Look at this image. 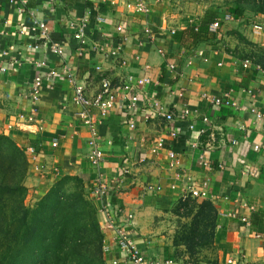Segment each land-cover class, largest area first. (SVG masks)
<instances>
[{
    "label": "crops",
    "instance_id": "crops-1",
    "mask_svg": "<svg viewBox=\"0 0 264 264\" xmlns=\"http://www.w3.org/2000/svg\"><path fill=\"white\" fill-rule=\"evenodd\" d=\"M18 1L21 4L13 6L9 0H0V130L21 148L40 142L46 165L60 168L61 176L83 180L85 192L98 210L106 263L127 264L123 252L113 245V232L107 228V214L118 206L122 208L121 222H126L130 214L134 216L129 231L145 257L192 264L187 256L176 253L172 232L165 230V221L173 216L171 211L176 201L184 198V180L190 178L198 183L207 181L212 196L228 198L211 200L217 211L215 254L197 264H227L228 260H233V264H264V241L255 237L264 236V150H254L256 145L264 146V75L256 65L230 50L221 34L209 30L217 19L207 6H202L204 2L200 7L189 3L191 0H147L150 12L142 15L127 9V2L132 0ZM98 14L106 21L99 29H92L88 52L78 57L77 44L72 39L76 22ZM34 20L46 23L52 38L65 50V62L91 93L98 89L102 74L111 78L116 87L125 74L134 77L146 74L151 79L145 91L149 98L158 100L161 111L149 109L147 102H142L136 129L127 126L120 105L104 118L99 126L100 147L105 156L100 171L87 159L89 130L78 124V108L71 100L73 87L63 79L54 87L44 80L39 103V116L44 121L41 132L21 129V121L15 127H8L16 124L17 115L30 108L26 93L39 72L29 63L47 61L56 68L62 63L51 52L30 47L34 41ZM119 24L125 26L127 36L121 54L123 66L118 61H105L91 50L94 43L118 37L115 27ZM20 26L25 27L24 37L18 34ZM146 29L152 33H144ZM10 64L6 72L1 71ZM168 64L175 69L169 70ZM146 65L150 68L144 69ZM96 67L102 68L103 73H98ZM45 71L40 69L41 73ZM180 92L182 98L178 96ZM225 93L234 96L239 109L217 106L202 98L206 94L220 97ZM252 107L261 111L263 119L251 114ZM184 108L191 110L190 119H198L194 130L188 129L187 121L171 124L164 117ZM148 113L150 119L146 117ZM203 117H208L211 125L200 136ZM173 124L182 134L176 140L167 135ZM159 138L166 140L167 147L154 155L150 149ZM53 141H58L56 149L51 147ZM202 151L222 164L224 170L201 167ZM169 152L179 159L175 169L169 168L166 156ZM25 157L24 184L30 195L40 198L50 184L31 172L32 163L27 154ZM141 159L145 161L140 162ZM243 162L257 169L259 176L243 174ZM124 168L130 173L125 175ZM99 172L108 182H116L117 187L105 198L96 200L93 189ZM149 185H159L162 191L151 194L145 190ZM172 185L176 188L172 189ZM245 203L247 206L242 207ZM249 206L256 211L249 210ZM231 213L246 217L249 227L244 231L239 219L229 216ZM156 214L161 216L157 228Z\"/></svg>",
    "mask_w": 264,
    "mask_h": 264
},
{
    "label": "built area",
    "instance_id": "built-area-1",
    "mask_svg": "<svg viewBox=\"0 0 264 264\" xmlns=\"http://www.w3.org/2000/svg\"><path fill=\"white\" fill-rule=\"evenodd\" d=\"M90 1V0H87ZM9 3L13 6L21 4L18 0H9ZM112 4H114L112 2ZM126 7L132 14H142L146 15L150 12V8L147 0H132L128 1ZM234 19L232 14L224 15L220 20L214 21L209 30L213 33H216L219 27L223 23L230 22ZM106 21L105 17L101 14L96 15L94 18L83 17L79 22H76L77 26L75 27V31L73 33L72 39L76 42L77 46L75 49V53L78 57L85 56L88 52V46L91 43V32L94 28H100L102 24ZM34 41L32 47L37 51H49L52 55L57 56L61 59L62 63L59 68L53 67L49 62L44 61H34L30 62V66L38 71L36 78L30 83L26 96L30 100V108L28 112H23L19 115V121H21L23 127L21 129L26 130L31 133H39L44 129V121L39 116V103L42 97L44 80H48L50 86L54 87L57 85L61 79L69 82L73 87L72 93V103L78 108V112L76 113V120L78 124L85 126L89 130L90 137L88 139V160L89 162L100 171L101 166L104 163L105 156L100 147L101 143V134L99 131V126L101 121L108 117V115L118 106L120 105L123 116L126 119L127 126L130 129H136V121L138 115L141 110L142 102H147L146 107L149 109L159 110L161 111L158 100L153 97L149 98L148 93L145 91L146 87L151 84V79L148 75H143L141 77H134L130 74L123 75L120 80L118 86H114L113 81L107 75L102 74V68L96 67L98 73H101V78L99 81V87L94 92L91 93L89 91L88 85L85 83H81L80 80L75 75L74 71L68 66L65 62L64 57L65 50L63 46L59 42H56L52 36L49 27L45 22L34 20ZM75 26L74 24H72ZM254 31L262 32L263 25L260 23H256L254 26ZM18 34L21 37L26 35L25 27L20 26L18 29ZM115 32L119 34L118 37L110 38L104 43H94L91 46V50L100 54L105 61H116L119 62L121 66L124 65V61L122 60L121 54L123 51V45L127 40V36L125 35V26L123 24H119L115 27ZM174 33L173 31H171ZM146 34H151V30L146 29L144 31ZM164 55V54H161ZM122 60V61H121ZM248 63V61L246 62ZM169 70H174L175 66L172 64L167 65ZM11 68V64L1 68L2 72H6L7 69ZM45 68V72H40V69ZM148 65L145 66L144 69H149ZM120 89V91H119ZM246 92V91H244ZM248 93H251L250 90H247ZM180 98L183 97V93L180 92L178 95ZM202 98L205 101L210 102L211 104L217 106H226L230 108L239 109L240 105L237 100L234 99V96L231 93H225L220 97H213L210 95H203ZM64 107V106H63ZM251 114H253L256 119H263V114L261 111L257 110L255 107L250 109ZM191 110L188 108H184L176 114L168 113L165 114L164 117L167 122L173 123L174 121H187V127L189 130H194L196 122L198 119H190ZM147 119L151 118V114H147ZM200 121L204 125L201 130H199L198 134L204 135L207 130L210 128L211 122L208 117L200 118ZM34 130V131H33ZM167 135L170 139L176 140L181 138V131L177 126L170 125L167 131ZM235 142V140L233 141ZM192 147H195V144H191ZM51 147L56 149L58 147V141H53L51 143ZM166 146V140L163 138H159L155 143L151 146V153L157 155L163 150ZM263 149L264 146L256 145L254 146L255 151H259ZM25 152L28 153L31 165V171L42 181H52L53 178L59 175V168L52 166L49 167L45 164L43 159V150L41 144L33 145L28 144L24 149ZM167 159L169 162V168L175 169L178 165L179 159L177 155L173 152L167 153ZM144 159H141L140 162H144ZM199 163L203 168H212L217 170H224V166L222 164L214 162L206 151H202L199 156ZM242 173L251 177H258L259 172L253 166L242 163ZM125 175L129 174V169L125 168L123 170ZM179 178L180 175H177ZM180 179V178H179ZM117 183L108 182L103 175L99 172V175L95 181L94 189H93V198L95 199H103L106 194L110 193L112 189L115 187ZM172 189H175L176 186L172 185ZM209 183L207 181L195 182L190 178L184 180V191L190 198H202L205 200L209 199H219V200H228L227 197L221 198L220 196H212V194L208 191ZM146 191L151 194H159L162 191V187L159 185H149L146 188ZM247 204H243L242 207H246ZM249 210L255 212V207H250ZM112 212V213H110ZM107 214V228L113 231V241L116 247L122 251L126 257V261L129 264H173V260H163L161 261L159 258H148L145 257L138 246H136L135 241L133 240L131 233L129 231V227L132 226L134 216L128 215V219L126 222H121V208L118 206L113 211H110ZM230 217L238 218L242 224V229L245 231L249 225V220L244 216H239L236 213L229 214ZM256 238L264 241V236L261 234H256ZM227 264H233L232 260H228Z\"/></svg>",
    "mask_w": 264,
    "mask_h": 264
},
{
    "label": "trees",
    "instance_id": "trees-1",
    "mask_svg": "<svg viewBox=\"0 0 264 264\" xmlns=\"http://www.w3.org/2000/svg\"><path fill=\"white\" fill-rule=\"evenodd\" d=\"M258 1L264 10V0ZM237 13L241 15L239 10ZM26 172L21 147L0 131V264H107L97 211L83 180L64 177L31 208L24 203ZM175 211L191 221L186 224L189 232L175 241L190 254L189 260L197 249L214 248L217 211L211 201L197 205L187 198ZM92 236L98 245L96 254L89 250L94 246ZM77 243L82 251L73 254Z\"/></svg>",
    "mask_w": 264,
    "mask_h": 264
},
{
    "label": "rangeland",
    "instance_id": "rangeland-1",
    "mask_svg": "<svg viewBox=\"0 0 264 264\" xmlns=\"http://www.w3.org/2000/svg\"><path fill=\"white\" fill-rule=\"evenodd\" d=\"M199 1L200 0H191L189 3L193 2V3H196V6L200 5V7H201V3L204 2L202 6H204V7L207 6L208 11L213 13L217 20H220L226 14H232L234 16V19L232 21L227 22V23H223L219 27L217 32L223 36L222 40H224L225 43H228L227 45L230 46V50H232L234 53H236L239 57L247 59L252 64L256 65L258 67V69L261 71V73L264 75V10L261 11V9H260V5H259L260 1H258V0H201L200 2ZM237 10H239L241 12V15H239L237 13ZM234 12H236V13H234ZM257 22L263 25L262 32L254 31L253 28H254V26L256 25ZM224 36H225V39H224ZM110 62L115 63V61H110ZM22 113H20V114H22ZM19 115H17L18 117H17L16 124L15 123L14 124H9L8 125L9 128H12L13 126L15 127V126L18 125V123H19ZM39 143L40 142H37V143L36 142H31L29 144L39 145ZM26 146L24 148H21L23 153H24V155L25 154L28 155V153L23 150V149L26 148ZM87 159H88V155H87ZM58 170L60 172L58 176L53 178L52 181H46V183L50 184L49 185V189L47 190V192L58 181L62 180L66 176H70V175L61 176L62 172H61L60 168ZM72 187H75V184H72ZM116 187H117V184L115 185V187L112 189L111 192H113L116 189ZM46 193L43 196H41L40 198H37V197H35V195H30L29 192L27 191V195L25 197V202L24 203L28 207H31V208L35 207V205L46 195ZM186 193L187 192L184 191V194H185L184 198L176 201V204H179L180 201L182 202V201H185L187 198H190ZM108 194H106V196ZM87 197H88V195H87ZM216 197H217V195H215L214 198H216ZM191 199H193V198H191ZM194 200H196L197 205H198V203L201 204L200 200H205V199H202V198L198 197V198H195ZM211 200H217V199H213V198L209 199V201H211ZM93 205L95 206L94 203H93ZM176 206L171 211L173 216L170 215L169 216L170 218L165 221V230L172 232L173 240H174V247H175L176 253L185 255V256H187L189 258L190 254L185 252V248L184 247L178 248V246H176V244H175V241H176V239L180 238L184 234L186 235L189 232L188 230L190 229V227H188V225H186V224H189L191 221L189 219H187V218L180 217L177 214V212L175 211L176 210ZM95 208H96L97 216H98L97 207L95 206ZM119 208H121V207H119ZM114 209H116V208H114ZM121 211H122V208H121ZM196 212H197V208L194 210L192 218L196 214ZM110 213H112V212H110ZM121 214H122V212H121ZM158 218H161V216L158 217V215L156 214V217H155V220H154V225H155L156 228L159 226ZM100 227H101V225H100ZM150 227H152V226H150ZM110 231H112V230H110ZM101 232H102V230H101ZM103 238H104V235H103ZM92 240H93L92 244L94 243V246L91 249H89V250L93 251V254H96L95 250H96V248H98V245L96 243V239H95L94 236H92ZM204 240H208V237L205 238ZM103 244H104V239H103ZM113 245L116 247L114 241H113ZM136 246H138V245L136 244ZM81 251H82V249L80 248L79 244L77 243V247L75 248L73 254H77V253H79ZM102 251L104 253L103 247H102ZM73 254H72V259H73V256H74ZM214 254H215L214 248L197 249L196 254H194L192 256L190 261H191L192 264H197L200 261H203L205 258L206 259L208 257L209 258H213ZM0 256H1V254H0ZM159 259L161 261L164 260V259H161V258H159ZM127 264H129V263L127 262Z\"/></svg>",
    "mask_w": 264,
    "mask_h": 264
}]
</instances>
